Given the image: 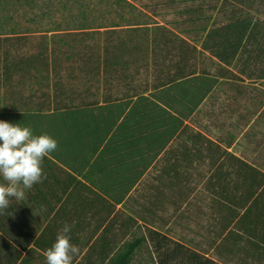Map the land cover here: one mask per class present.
Listing matches in <instances>:
<instances>
[{
    "label": "crops",
    "instance_id": "crops-1",
    "mask_svg": "<svg viewBox=\"0 0 264 264\" xmlns=\"http://www.w3.org/2000/svg\"><path fill=\"white\" fill-rule=\"evenodd\" d=\"M166 3L162 40L102 41L55 103L0 62V120L57 140L0 210V264H46L65 223L72 264H264V0ZM130 15L98 29L157 26Z\"/></svg>",
    "mask_w": 264,
    "mask_h": 264
},
{
    "label": "rangeland",
    "instance_id": "rangeland-1",
    "mask_svg": "<svg viewBox=\"0 0 264 264\" xmlns=\"http://www.w3.org/2000/svg\"><path fill=\"white\" fill-rule=\"evenodd\" d=\"M166 1L144 0L133 5L126 0H7V10H0V30L15 33L6 36L9 40L0 41V62L6 60L19 69L28 85L35 83L40 69L51 74V87L44 90L52 98L43 100L49 105L53 95L70 88V75L82 77L86 59L101 56L98 48L102 41L162 40L167 24L163 17ZM121 11L135 16L131 18L135 24L153 22L157 26L137 34L98 29L115 22ZM150 14L155 17L148 18ZM173 24L178 28L179 23Z\"/></svg>",
    "mask_w": 264,
    "mask_h": 264
},
{
    "label": "clouds",
    "instance_id": "clouds-1",
    "mask_svg": "<svg viewBox=\"0 0 264 264\" xmlns=\"http://www.w3.org/2000/svg\"><path fill=\"white\" fill-rule=\"evenodd\" d=\"M57 148V140L47 133L33 134L20 123L0 120V210L8 207L10 198L24 201L26 191L41 181L43 158ZM71 225L65 223L53 244L46 250V264H72L78 248L71 242Z\"/></svg>",
    "mask_w": 264,
    "mask_h": 264
},
{
    "label": "trees",
    "instance_id": "trees-1",
    "mask_svg": "<svg viewBox=\"0 0 264 264\" xmlns=\"http://www.w3.org/2000/svg\"><path fill=\"white\" fill-rule=\"evenodd\" d=\"M7 5H8L7 0H0V10H5ZM13 33H15V32L11 31V33L10 32L5 33V32H3V30H0V41L9 40V39H7L8 37H6V36L13 35ZM1 36H4V37L2 38ZM43 36H46V34H44ZM40 57H41V55H40ZM136 246H137V243H132V244L128 245L126 247V249L121 254L118 255L117 259L112 264H128V261L130 260L131 254H133Z\"/></svg>",
    "mask_w": 264,
    "mask_h": 264
}]
</instances>
